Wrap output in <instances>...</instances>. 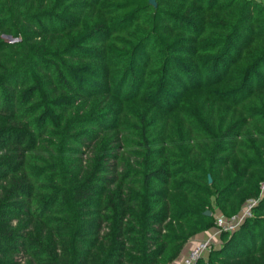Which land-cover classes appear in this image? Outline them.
<instances>
[{"label": "trees", "instance_id": "16d2710c", "mask_svg": "<svg viewBox=\"0 0 264 264\" xmlns=\"http://www.w3.org/2000/svg\"><path fill=\"white\" fill-rule=\"evenodd\" d=\"M156 4L0 0V264H264V0Z\"/></svg>", "mask_w": 264, "mask_h": 264}, {"label": "built area", "instance_id": "2783aa9c", "mask_svg": "<svg viewBox=\"0 0 264 264\" xmlns=\"http://www.w3.org/2000/svg\"><path fill=\"white\" fill-rule=\"evenodd\" d=\"M262 192H264V183L261 185ZM259 199H249L245 203L241 212L233 217L227 218L223 215H217L216 226L219 232H234L242 223L253 216L254 207L257 206ZM213 242L211 240L197 241L183 256L180 264H196L197 261L203 256L205 251H208Z\"/></svg>", "mask_w": 264, "mask_h": 264}, {"label": "crops", "instance_id": "0c3cea01", "mask_svg": "<svg viewBox=\"0 0 264 264\" xmlns=\"http://www.w3.org/2000/svg\"><path fill=\"white\" fill-rule=\"evenodd\" d=\"M201 240H211L213 243L220 244V233H218L217 229H212L208 232L202 233L198 236H196L191 242H189L186 246L185 249L183 250L181 256L173 263V264H179L180 259L186 254V252L193 246L197 241Z\"/></svg>", "mask_w": 264, "mask_h": 264}, {"label": "water", "instance_id": "95a60500", "mask_svg": "<svg viewBox=\"0 0 264 264\" xmlns=\"http://www.w3.org/2000/svg\"><path fill=\"white\" fill-rule=\"evenodd\" d=\"M150 3H151L152 5H154V6L157 5V4H156V0H150ZM6 38H10L11 42L16 41L15 39H13V38L10 37V36H6ZM210 182H212V178H210ZM207 214H208V215H211V212H210V211H207Z\"/></svg>", "mask_w": 264, "mask_h": 264}, {"label": "rangeland", "instance_id": "374dc122", "mask_svg": "<svg viewBox=\"0 0 264 264\" xmlns=\"http://www.w3.org/2000/svg\"><path fill=\"white\" fill-rule=\"evenodd\" d=\"M5 38H6V37H5ZM6 39H7L8 42H11L10 38H6ZM218 233H220V232L218 231ZM213 245L216 246V245H219V244L213 243ZM206 252H207V251H205V252L203 253V255H205ZM182 258H183V257H182ZM182 258L180 259V263H181V261H182ZM180 263H179V264H180Z\"/></svg>", "mask_w": 264, "mask_h": 264}]
</instances>
